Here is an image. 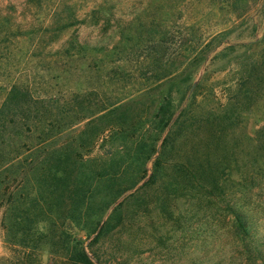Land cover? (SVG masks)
Instances as JSON below:
<instances>
[{
	"label": "rangeland",
	"instance_id": "obj_1",
	"mask_svg": "<svg viewBox=\"0 0 264 264\" xmlns=\"http://www.w3.org/2000/svg\"><path fill=\"white\" fill-rule=\"evenodd\" d=\"M153 28L167 33L158 52L109 58L120 31L140 38V48ZM76 43L98 51L71 49ZM263 58L264 0H0V108L12 88L27 95L17 96L15 146L36 145L49 130L47 150L68 144L81 153L94 195L69 232L87 252L95 237L87 226L100 218L103 225L122 204L113 219L122 224L92 247L101 264H264V80L250 78L260 76L251 70ZM152 70L169 78L149 86ZM168 92L172 128L161 135L157 115ZM169 133L176 140L162 150ZM140 142L149 145L144 154ZM159 156L162 178L141 190ZM188 157L228 159L229 169L219 167L232 180L227 196L198 202L167 191L173 166ZM105 170L109 179H92ZM232 208L246 215L247 235ZM61 209L44 208L43 233L65 232ZM2 221L0 209V264H68L55 241L34 253L40 260L23 261Z\"/></svg>",
	"mask_w": 264,
	"mask_h": 264
},
{
	"label": "trees",
	"instance_id": "obj_2",
	"mask_svg": "<svg viewBox=\"0 0 264 264\" xmlns=\"http://www.w3.org/2000/svg\"><path fill=\"white\" fill-rule=\"evenodd\" d=\"M149 32L151 38L147 39L145 43L142 42L139 48L138 41L140 38L138 40L134 39L135 35L131 36L130 33L125 34L123 31H120L118 42L107 52L109 58L118 56V60L124 62L128 56L139 51V54L136 55L138 56V60L143 57L142 55L147 49V52L152 55L154 52H158L157 48L163 46L164 43L162 41H164L167 33L155 30V28L150 29ZM155 35L159 36L160 40H155L154 38H157ZM134 40H137L135 41V45ZM75 47L81 52L89 50L98 51L95 47H90L87 44L76 43L74 46H71V49H76ZM101 51H104V48ZM158 62V58L155 57L151 64L156 67ZM263 70L264 62L254 63L251 73L260 76H251L250 78H253L257 83H261L264 80ZM168 78V74H161L155 71L146 81L150 83L149 86H158ZM150 79L152 82L149 81ZM18 94L22 98L27 97L26 92H18L16 88H12L5 103L0 108V209H3L2 226L6 230L5 240L10 242L12 241L10 239L14 237V241H12L13 246L23 249L21 258L23 261L40 260L43 253L37 252L38 254L36 255L34 253L42 248L45 250L47 246L53 245L52 241H55V245L62 248L61 255L68 264H101L99 255L92 251V247L106 238L112 229H116L122 224L121 219L116 224L113 223L116 212H118L122 204H119L112 211L111 216H108L103 225H101L102 221L100 218L96 223L87 226L89 231L87 237L90 238L95 234V237L87 246L89 250L87 252L82 237L77 234V231L73 230V233L69 232L71 231L69 227L81 219L80 215L84 206L94 195L91 188V178L88 176L89 172L83 169L84 158L76 147L68 144L62 146L60 149L47 150L49 149L47 146L51 144L50 140L54 137L49 130L41 131L43 137H40L41 140L36 145L27 147L24 144L23 147L25 149H19V146H15L17 142L14 140V131L12 130L16 125L13 119L17 117L15 112L22 101L21 98H17ZM171 96L169 92L164 96L157 115L161 135L169 126L172 128ZM22 110L24 111L23 108ZM99 112L103 113L105 109ZM24 116L28 118V115L25 113ZM102 118H104V114L99 119ZM173 123H177L176 128L185 125L183 122L180 123L177 120ZM169 132L172 131L169 130ZM175 140L170 139V133L165 136L161 145L162 150L171 142H175ZM157 141L155 140L154 143H157ZM83 145V140H81L78 147H82ZM147 146L145 143L140 142L138 144L139 153L144 154L147 152L149 149ZM209 147V145L206 146L207 149ZM213 149L216 150V148ZM150 153L149 159L156 154L155 144L152 146ZM195 158H185L182 162L176 163L173 166L174 175L166 190H171L174 196H178L177 198H191L198 202L205 200L214 201V198L222 197L223 199V197L227 196V190L229 189L227 182H232V180L224 181L221 177L224 174V170H220L219 167L227 164V169H229L231 167L230 161L224 159L218 164L211 163V161L209 163L206 161L203 164ZM153 165V173L141 187V190L147 188L149 184L154 185L163 176L162 157L159 156ZM96 173L93 174V180H97L98 178L104 179L106 177L109 179V172L106 170L103 173ZM138 183L136 182L127 191L133 189ZM139 191L140 189L136 192ZM138 195V193L137 195H133V198H137V202L142 200ZM58 202L63 206L58 218L62 220V227H66V230L58 234L43 233L40 228V223L43 222L40 220V215L43 214L44 208L52 209ZM231 213L234 216L238 230L247 235L248 225L246 215L234 208L231 209ZM117 223L120 224L117 225Z\"/></svg>",
	"mask_w": 264,
	"mask_h": 264
}]
</instances>
